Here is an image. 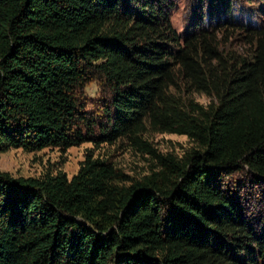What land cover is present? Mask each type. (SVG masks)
<instances>
[{"label":"trees","instance_id":"1","mask_svg":"<svg viewBox=\"0 0 264 264\" xmlns=\"http://www.w3.org/2000/svg\"><path fill=\"white\" fill-rule=\"evenodd\" d=\"M166 1L0 0V153L128 138L158 169L130 186L92 154L72 178L0 172V264H264V220L225 181L264 183V27L226 62L204 28L180 40ZM178 75L217 102L180 104ZM92 81L103 122L79 100ZM147 124L197 149L162 155Z\"/></svg>","mask_w":264,"mask_h":264},{"label":"rangeland","instance_id":"2","mask_svg":"<svg viewBox=\"0 0 264 264\" xmlns=\"http://www.w3.org/2000/svg\"><path fill=\"white\" fill-rule=\"evenodd\" d=\"M165 10L181 41L188 34L204 28L215 35L214 44L219 47V53L224 61L231 63L253 56L255 47L251 44L252 38L248 36L247 30L264 27V0H167ZM176 78L177 85L170 88V94L180 104L186 106L196 103L208 107L217 102L214 95L197 91L182 75ZM79 100L91 117L97 122L104 121L102 110L107 104V94L101 82H89L79 92ZM142 138L160 154L179 160L185 159L197 149V145L187 136L161 133L149 124ZM89 154L94 155L95 159L113 164L127 180V186L158 170L157 161L151 155L135 147L128 138H122L113 144L103 143L99 146L84 143L66 152L57 148L39 152L13 149L0 153V172L14 178H39L58 173H65L72 178ZM225 181L234 192L247 197L252 212L264 220V183L253 181L252 176L246 172L229 175Z\"/></svg>","mask_w":264,"mask_h":264}]
</instances>
